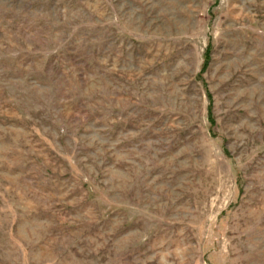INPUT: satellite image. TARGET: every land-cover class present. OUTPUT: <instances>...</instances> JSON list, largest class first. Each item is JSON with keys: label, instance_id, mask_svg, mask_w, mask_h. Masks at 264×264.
I'll list each match as a JSON object with an SVG mask.
<instances>
[{"label": "rangeland", "instance_id": "rangeland-1", "mask_svg": "<svg viewBox=\"0 0 264 264\" xmlns=\"http://www.w3.org/2000/svg\"><path fill=\"white\" fill-rule=\"evenodd\" d=\"M0 264H264V0H0Z\"/></svg>", "mask_w": 264, "mask_h": 264}]
</instances>
